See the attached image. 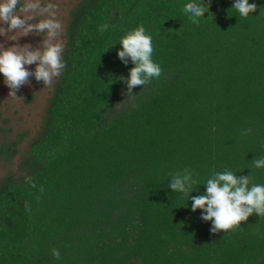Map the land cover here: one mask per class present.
Listing matches in <instances>:
<instances>
[{
    "label": "trees",
    "instance_id": "obj_1",
    "mask_svg": "<svg viewBox=\"0 0 264 264\" xmlns=\"http://www.w3.org/2000/svg\"><path fill=\"white\" fill-rule=\"evenodd\" d=\"M189 2L200 0L70 10L66 68L19 175L0 183V264H264V216L211 234L191 198L168 188L186 168L199 189L190 197L225 170L264 185L253 163L264 158V0H248L257 9L247 18L235 0H205L198 25L183 12ZM141 25L161 75L128 97L119 78L133 65L116 53Z\"/></svg>",
    "mask_w": 264,
    "mask_h": 264
},
{
    "label": "clouds",
    "instance_id": "obj_2",
    "mask_svg": "<svg viewBox=\"0 0 264 264\" xmlns=\"http://www.w3.org/2000/svg\"><path fill=\"white\" fill-rule=\"evenodd\" d=\"M20 0H0V35L10 32H19L20 35L12 40L11 46L0 47V74L4 77V84L9 89L8 94L19 98L16 93L21 86L29 84V77H34L37 82L51 87L54 79L59 78L66 68L62 59L64 49L63 43L53 42L60 35L62 25L55 19L56 5L48 4L42 7L38 0L27 3L20 11L33 13V15L21 18L16 15L17 5ZM209 4L205 0L200 2H189L183 7V12L189 16L192 24L198 25L205 13L209 12ZM232 8L236 9L241 17L247 18L249 13L255 12L257 5L249 4L248 0H235ZM35 14L48 15V19L37 23L30 21L35 19ZM107 24L101 25L99 31L107 30ZM45 33L46 39L39 48L25 44L20 46L15 43L20 37L33 33ZM120 50L116 55L120 61L127 64L131 61L133 65L127 78L120 77V81L126 85L125 95H133L135 86H144L153 78H159L161 68L152 60V37L145 33L143 25L128 32L120 41ZM35 64L33 71H29L26 65ZM246 130L243 134H247ZM253 163L256 168L264 167V158L255 159ZM171 180L168 188L173 192H179L191 198V210L195 212L200 209L203 221H211V234L221 231L228 232L240 227L241 222H247L248 218L256 214L264 216V185L251 184L250 176H237L231 171L215 173L205 184L204 194L190 197L193 185L197 181L193 173L187 168L182 172L170 173ZM26 183L31 187H37L32 177L26 178ZM43 192V187L39 189ZM26 211H30L27 203L24 205ZM52 255L60 259L58 249L52 250Z\"/></svg>",
    "mask_w": 264,
    "mask_h": 264
},
{
    "label": "rangeland",
    "instance_id": "obj_3",
    "mask_svg": "<svg viewBox=\"0 0 264 264\" xmlns=\"http://www.w3.org/2000/svg\"><path fill=\"white\" fill-rule=\"evenodd\" d=\"M29 2H35V0H20L15 14L21 18L33 15V13L20 11ZM38 2L42 7L50 3L56 5L55 19L62 25V30L53 42H60L64 45V32L69 12L80 0H38ZM48 18L46 14H35V19L30 22L37 23ZM19 35V32L0 35V47L11 46L12 40ZM45 39V33L37 32L20 37L15 43L20 46L29 44L33 48H39ZM25 67L33 71L35 64ZM56 80L57 78L54 79L51 87H47L42 82H37L34 77H29V84L20 87L16 93L19 98H16L8 94L9 89L4 84L3 75L0 74V148L3 146L9 148L8 157L0 156V183L8 175L14 177L19 175L20 158L41 129L45 108ZM14 150L16 153L12 155Z\"/></svg>",
    "mask_w": 264,
    "mask_h": 264
}]
</instances>
